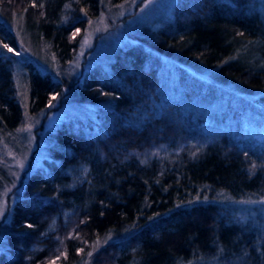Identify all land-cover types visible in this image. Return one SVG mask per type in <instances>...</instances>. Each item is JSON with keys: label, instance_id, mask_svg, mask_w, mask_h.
<instances>
[{"label": "trees", "instance_id": "1", "mask_svg": "<svg viewBox=\"0 0 264 264\" xmlns=\"http://www.w3.org/2000/svg\"><path fill=\"white\" fill-rule=\"evenodd\" d=\"M100 2L0 0V137L22 120L5 53L18 49L15 18L26 43L46 44L64 64L74 31ZM139 41L117 48L106 70L95 66L67 85L72 101L100 107L94 121L69 119L49 131L47 158L11 207L0 264H77L106 237L89 264H264V223L236 221L220 203L264 194V143L200 124L158 90L164 55L215 70L206 82L178 67L188 99L218 96L240 109L239 93H264L259 0H177L171 21ZM25 69L34 114L64 84ZM257 101L262 109H247L261 123L264 94Z\"/></svg>", "mask_w": 264, "mask_h": 264}, {"label": "rangeland", "instance_id": "2", "mask_svg": "<svg viewBox=\"0 0 264 264\" xmlns=\"http://www.w3.org/2000/svg\"><path fill=\"white\" fill-rule=\"evenodd\" d=\"M176 1L123 0L114 4L110 3V0H101L100 12L87 19L82 30L74 31L72 39L76 44L75 50L71 59L64 64L57 62L46 44L26 43L22 36L21 21L15 18L11 28L17 36L18 49L11 52L7 50L5 53L12 61V80L22 120L15 129L0 137V251L4 247L11 207L21 197L25 179L47 158L49 131L69 119L95 120L96 109L100 106L72 101L66 93L67 85L71 81L81 79L95 66L106 70L117 48L139 43L147 33L171 21ZM259 6L264 13V0H259ZM160 59L162 66L158 90L161 101L177 100L183 112L191 113L200 124L224 126L235 131L239 137L264 143V122H257L247 109L251 103L253 108L262 109L257 99L264 93L245 95L230 86H223L242 96L241 99L247 108L240 109L236 101H226L218 96H194L188 99L183 95L178 67L206 82H213L215 70L202 66L193 68L164 55H161ZM27 64L42 73L50 74L55 81L64 84L63 94L53 95L47 106L34 114L29 112L28 106V80L25 69ZM232 109H236L234 116ZM220 203L230 209L236 221L251 220L264 223V194L237 200L220 199ZM109 239L110 237H106L94 241L90 251L77 264H89L91 254ZM202 264L217 262L211 260Z\"/></svg>", "mask_w": 264, "mask_h": 264}, {"label": "snow or ice", "instance_id": "3", "mask_svg": "<svg viewBox=\"0 0 264 264\" xmlns=\"http://www.w3.org/2000/svg\"><path fill=\"white\" fill-rule=\"evenodd\" d=\"M5 47H7V45H5ZM8 51L11 52L12 49L11 48H8ZM53 99H55V97H53Z\"/></svg>", "mask_w": 264, "mask_h": 264}]
</instances>
